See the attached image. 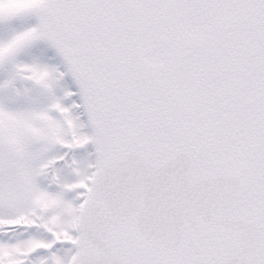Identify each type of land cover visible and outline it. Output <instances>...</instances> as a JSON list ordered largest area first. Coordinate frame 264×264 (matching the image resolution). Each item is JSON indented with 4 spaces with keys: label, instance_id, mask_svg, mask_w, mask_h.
Masks as SVG:
<instances>
[{
    "label": "snow or ice",
    "instance_id": "1",
    "mask_svg": "<svg viewBox=\"0 0 264 264\" xmlns=\"http://www.w3.org/2000/svg\"><path fill=\"white\" fill-rule=\"evenodd\" d=\"M0 264H264V0H0Z\"/></svg>",
    "mask_w": 264,
    "mask_h": 264
}]
</instances>
